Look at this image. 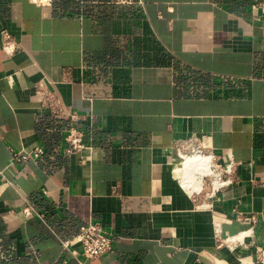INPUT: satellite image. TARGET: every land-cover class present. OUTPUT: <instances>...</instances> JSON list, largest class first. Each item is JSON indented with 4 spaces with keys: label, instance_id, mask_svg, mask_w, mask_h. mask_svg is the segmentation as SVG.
I'll use <instances>...</instances> for the list:
<instances>
[{
    "label": "crops",
    "instance_id": "crops-1",
    "mask_svg": "<svg viewBox=\"0 0 264 264\" xmlns=\"http://www.w3.org/2000/svg\"><path fill=\"white\" fill-rule=\"evenodd\" d=\"M143 2L0 0V264H264V4ZM39 82L81 118L42 111ZM73 123L88 147L69 153ZM205 134L239 175L212 208L182 185L196 174L176 150ZM36 145L41 159L11 163ZM89 220L112 250L64 249ZM218 222L242 242L219 246Z\"/></svg>",
    "mask_w": 264,
    "mask_h": 264
},
{
    "label": "built area",
    "instance_id": "built-area-1",
    "mask_svg": "<svg viewBox=\"0 0 264 264\" xmlns=\"http://www.w3.org/2000/svg\"><path fill=\"white\" fill-rule=\"evenodd\" d=\"M40 2H43V0H40ZM111 2L120 5L140 6L144 4L143 0H111ZM254 4L255 6H260L264 4V2L263 0H254ZM1 33L3 51L8 55L13 54L17 49V41L8 30H3ZM36 88L41 93L40 108L42 111H48L49 114L54 117L68 116L73 122L81 118V115L78 113H66L65 106L60 96L47 87L44 82H39ZM195 140L197 141V145L191 146L192 148L189 152L186 151L184 145L176 146L178 154L182 160L189 155L205 156L208 158L209 165L207 169L198 170L195 177L189 180L187 186L184 184L181 176L180 179L182 185L186 187L194 197L198 207L212 208L218 195L223 190L239 181L237 162L231 153L226 156L215 152L209 135L205 134L201 137H195ZM64 141L66 151L69 153L80 151L88 147L84 139L83 129L74 123L66 130ZM189 146L190 144L186 147ZM45 152L46 147L43 145H36L32 149H12L11 163H23L30 159L39 160L44 156ZM221 158H226V160L222 162ZM199 174H201L200 181L197 180L198 177H200ZM22 210L28 216L42 217L43 215L42 211L37 207L36 200H27ZM237 213L238 218L250 219L253 224H255L258 219L256 214L245 216L241 211H237ZM249 232H253V225L250 227ZM244 234L245 232H241L235 235L222 236L221 225L219 222L216 224V236L219 246L227 244L231 248H234L239 242H242L243 239L241 235ZM73 243L81 244L83 254L86 257L92 258L101 256L112 250L114 237L104 228L100 221L89 220L81 226L79 232L73 238L63 242L64 249H68Z\"/></svg>",
    "mask_w": 264,
    "mask_h": 264
},
{
    "label": "bare ground",
    "instance_id": "bare-ground-1",
    "mask_svg": "<svg viewBox=\"0 0 264 264\" xmlns=\"http://www.w3.org/2000/svg\"><path fill=\"white\" fill-rule=\"evenodd\" d=\"M208 165H209V161L207 157L199 156V155H189L185 158V160L181 164V170L185 174L186 178H189V177H193L198 170L207 169ZM199 175L201 177V174Z\"/></svg>",
    "mask_w": 264,
    "mask_h": 264
}]
</instances>
